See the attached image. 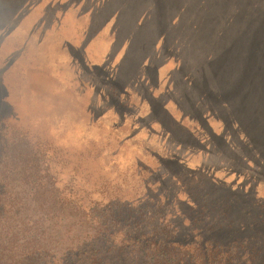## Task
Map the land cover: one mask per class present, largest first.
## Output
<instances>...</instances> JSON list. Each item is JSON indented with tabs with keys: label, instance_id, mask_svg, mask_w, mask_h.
Returning a JSON list of instances; mask_svg holds the SVG:
<instances>
[{
	"label": "rangeland",
	"instance_id": "1",
	"mask_svg": "<svg viewBox=\"0 0 264 264\" xmlns=\"http://www.w3.org/2000/svg\"><path fill=\"white\" fill-rule=\"evenodd\" d=\"M0 122L86 214L264 264V0H0Z\"/></svg>",
	"mask_w": 264,
	"mask_h": 264
},
{
	"label": "trees",
	"instance_id": "2",
	"mask_svg": "<svg viewBox=\"0 0 264 264\" xmlns=\"http://www.w3.org/2000/svg\"><path fill=\"white\" fill-rule=\"evenodd\" d=\"M191 245L141 239L97 212L86 214L82 205L64 197L45 156L32 147L28 136L0 122V264L236 261L229 251H192Z\"/></svg>",
	"mask_w": 264,
	"mask_h": 264
},
{
	"label": "crops",
	"instance_id": "3",
	"mask_svg": "<svg viewBox=\"0 0 264 264\" xmlns=\"http://www.w3.org/2000/svg\"><path fill=\"white\" fill-rule=\"evenodd\" d=\"M60 51H62V44H60Z\"/></svg>",
	"mask_w": 264,
	"mask_h": 264
}]
</instances>
